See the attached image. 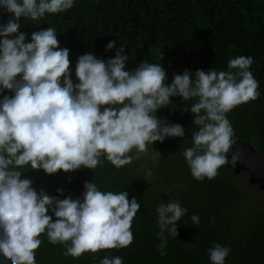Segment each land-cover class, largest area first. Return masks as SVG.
<instances>
[{
	"label": "trees",
	"instance_id": "trees-1",
	"mask_svg": "<svg viewBox=\"0 0 264 264\" xmlns=\"http://www.w3.org/2000/svg\"><path fill=\"white\" fill-rule=\"evenodd\" d=\"M232 134L264 155V0H0V188L35 264H264V211L202 161Z\"/></svg>",
	"mask_w": 264,
	"mask_h": 264
},
{
	"label": "water",
	"instance_id": "water-1",
	"mask_svg": "<svg viewBox=\"0 0 264 264\" xmlns=\"http://www.w3.org/2000/svg\"><path fill=\"white\" fill-rule=\"evenodd\" d=\"M229 140L228 154L220 158L203 157L202 161L213 167L224 166L235 175L246 173L248 183L264 193V155L236 134ZM18 227L15 207L6 201L0 188V264H35L19 244Z\"/></svg>",
	"mask_w": 264,
	"mask_h": 264
},
{
	"label": "rangeland",
	"instance_id": "rangeland-1",
	"mask_svg": "<svg viewBox=\"0 0 264 264\" xmlns=\"http://www.w3.org/2000/svg\"><path fill=\"white\" fill-rule=\"evenodd\" d=\"M116 116L118 117L119 115L117 114ZM122 118H125V117L122 116ZM133 118H136V117H133ZM128 121L129 122L121 124V126L124 129H119V149L122 150L124 153L133 152V153L138 154L139 156H142L141 154H143V152L145 153L149 152L148 149L150 148V144L152 143L151 141L148 142L147 140H145V136L143 137V132L145 131L146 128L143 125L142 121H140V119H132V121L130 119ZM116 126L118 127L120 126V124L114 122V127ZM175 141H176L175 138H171L169 140L157 139L155 141V144L160 147V148H157L158 149L157 152L160 154L161 151H163L161 150L162 144L164 146H168V145L170 146ZM164 143H166V145ZM247 179H248V176L246 173H241L239 175V182H240V185L243 191V199H242L243 212L248 214L249 212H253L254 210L264 211V193L259 191L256 186L250 185ZM12 193L14 194L15 197H17L20 200L21 206L23 208V212L27 213L29 210L28 201L22 198L20 193L16 189L12 188ZM5 199L8 203H10V201L6 197ZM21 248L23 249L22 246Z\"/></svg>",
	"mask_w": 264,
	"mask_h": 264
}]
</instances>
